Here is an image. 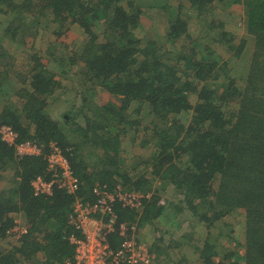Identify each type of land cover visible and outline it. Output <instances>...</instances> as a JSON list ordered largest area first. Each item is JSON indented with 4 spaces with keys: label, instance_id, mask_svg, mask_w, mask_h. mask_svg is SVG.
<instances>
[{
    "label": "trees",
    "instance_id": "trees-1",
    "mask_svg": "<svg viewBox=\"0 0 264 264\" xmlns=\"http://www.w3.org/2000/svg\"><path fill=\"white\" fill-rule=\"evenodd\" d=\"M177 1L181 6L183 0ZM186 1L199 14L214 2L240 5L242 33L219 26L215 34L231 62L205 43L199 51L172 55L166 45L183 36L188 40L190 34L179 10L166 13L172 8L167 1L1 0L0 16L8 20L4 26L0 22V43L39 39V29L52 22L58 24L56 36L64 31L57 28L67 23L77 24L84 37L65 55L66 66L78 67L75 83L82 94V108L71 104L66 114L49 112L47 103L60 87L63 70L48 71L38 53L28 57L21 72L0 61V95H6L0 96V125L16 134L11 145L0 137V181L3 173L11 174L0 187V264H65L73 255L68 237L79 235L68 221L71 206L76 199L93 202L95 185L109 192L152 193L138 210L113 205L118 222L135 225L137 232H130L147 244L151 264H214L224 245L216 243L212 228L236 215L242 217L240 256L226 251L215 264H264V0ZM156 9L166 16L162 37L153 32L135 37L143 14ZM98 22L104 24L103 39L93 29ZM239 66L241 85L233 74ZM10 75L20 83L12 86L11 95ZM96 87L113 100L89 108L86 93ZM142 112L151 118L140 128ZM139 134L138 146L153 149L128 159L122 154L125 145H137ZM25 142L39 153L20 156L16 145ZM54 148L69 161L79 181L77 190L54 188L50 195H34L31 182L43 173ZM155 182L159 185L153 188ZM169 187L177 198L160 202ZM184 212L205 225L207 235L201 241L192 243L193 235L186 231L190 224L183 228L184 244L169 239L168 230H145L162 218L179 229L187 220ZM16 215L26 232L2 247L1 241L14 234ZM178 216L182 219L176 221ZM234 233H226L227 241L236 243ZM122 240L116 233L109 235L114 249ZM185 245L191 246L186 254Z\"/></svg>",
    "mask_w": 264,
    "mask_h": 264
},
{
    "label": "rangeland",
    "instance_id": "rangeland-1",
    "mask_svg": "<svg viewBox=\"0 0 264 264\" xmlns=\"http://www.w3.org/2000/svg\"><path fill=\"white\" fill-rule=\"evenodd\" d=\"M19 1V0H17ZM146 2H149L147 4H151L150 2L154 1H161L159 5L167 1L168 6V12L173 11L176 13L178 10L181 13L182 17L185 18L187 21V26L189 30V36L190 38L186 40V38L183 36L182 38L175 40L173 43H168L166 45V49L169 50V52H172V55H175L179 53L180 51H184L186 54H188L191 50L194 51H199L201 46L205 43L209 45L211 49H213V53L219 55L223 59H228L230 62L233 60H230L231 57L229 56L228 52L226 51L225 47L223 45L219 44V42L215 39V34L216 32L220 29L219 26L223 27L224 31H229V30H235L238 31L236 34H241L243 31V20H242V8L240 5L237 4H231V5H223L219 2H214L211 4L210 8H207V11H204L202 13H197L196 10L192 9L189 7V2L186 0L180 1L181 6H177L176 3L178 2L177 0H145ZM155 3V2H154ZM3 8V4L0 0V9ZM2 11H0L1 13ZM165 12L161 9H156V10H148L146 14H143V20H142V26L140 28L136 29L133 34L135 37H142L143 35L153 32L157 34L160 39L163 35V25L164 21H166V16L164 14ZM7 17L0 16V22L4 23L3 26L5 25V21H7ZM209 20V22L207 21ZM101 22V21H100ZM98 22V24H94L93 29L94 31L99 35L100 39H103V33H102V28L104 27V24ZM208 22V23H206ZM42 25V22H41ZM46 26L43 29H39V31L42 33L41 37L39 39H31L30 37H27V40L24 41L23 44L19 42H12V43H6L4 41H1L2 46H3V51L0 50V61H2L3 66L6 64H13V66L17 67L20 72L23 71L24 69L27 68L28 61L30 55L38 53V55H41V60L44 64H47L48 71L50 70L51 72H57L63 70V77H59L58 80L60 81V87L55 90V92L50 94L48 96V108L49 112L56 113V111H60V113H68L67 110L71 104H76L77 109L82 105V100H81V92L80 88L78 89L75 83V70L78 69L77 66H66L67 64V55L66 54H72V51L74 50L73 44L75 43L76 47L78 46L79 42L83 39L84 34L83 30L77 25V24H67L62 27V28H57L59 30H63V33L60 35H55L54 29L56 28L57 23H50L49 25L45 24ZM3 27L0 25V31ZM3 33L0 32V35ZM235 34V33H234ZM236 35V36H239ZM20 36V35H19ZM239 39L235 37L234 43H236ZM161 41L164 42V39ZM59 42H65L66 46L63 45H58ZM0 43V46H1ZM57 43V44H56ZM53 44H55V47H53ZM4 50L6 51V55L3 54ZM50 53H53V55H50ZM66 55V56H65ZM13 57V61H11V57ZM63 58V62L62 59ZM60 60V61H59ZM229 62V65L232 63ZM9 67V66H8ZM233 74L235 75L237 79V83L240 85L243 84V80L241 78V71H240V66L236 67V70L233 71ZM10 86L7 85L9 92L7 94L11 95L12 91V86H18L20 83L18 81L17 76H12L10 75ZM78 85V84H77ZM85 87V86H84ZM84 91V90H83ZM86 91V89H85ZM5 92V91H4ZM4 92H1V97L3 99L5 98L6 95ZM87 99L89 100L88 107H92V104L97 105V104H103L109 100H113L109 94H107L104 90H102L100 87H96L95 89H88L86 93ZM9 100L7 102L11 103L14 99L13 98H8ZM68 100V102H66ZM68 103V104H66ZM73 107V105H72ZM82 108V107H81ZM145 111V110H144ZM151 116L145 114V112H142L141 114V126L148 123L150 120ZM182 121L184 119L182 118ZM140 134L139 138L137 139V145L126 147L129 143H126L125 149H127L125 152L122 154L130 159L134 155H148L150 151L153 149L151 147H140L138 144H140ZM10 171L3 173V177L5 178L4 180L0 181V187L5 186L6 180L10 179ZM2 177V176H0ZM158 183L153 184V188L158 187ZM174 191L169 187L168 190L167 188L165 189V192L161 194V202H165L167 199H175L177 198L175 194L173 193ZM202 210V209H201ZM16 223H18L19 226H22L23 223L20 222L21 217L19 216H14ZM186 217V213L184 212L183 218ZM187 220L185 222H182L180 225V228H176L177 225L175 222L169 223L168 220H165L162 218L160 223H154L152 226H147L145 229L147 232H150L153 227H158L160 229L168 230L167 232L169 233V239L177 240L179 242H182L183 244L186 243L184 239L181 240V235L184 233V229L186 228L187 225L190 224L189 229L186 230L188 232H191L193 235V241H201L202 238H205L207 235V232L205 231V225L203 222L198 221V219H194L187 215ZM182 219L181 216H178V219L176 221ZM191 220V223H188ZM241 220L242 217L239 215L236 216H228L225 217L224 222L217 224L216 227L212 228V236H217L216 237V243L219 241H222V245H224V249L216 255L214 258V264L215 263H221L222 262V257L221 253H225L226 251H233L238 253V256H240L241 253V246L240 245V240L239 238H242V232H241ZM158 222V221H157ZM178 229V230H177ZM234 229V237L237 239L236 243L227 241L228 233L229 230ZM177 230V231H176ZM204 231V232H203ZM203 232V234L201 233ZM220 232V233H218ZM218 233V235H216ZM225 235V236H224ZM15 236H8L6 240L1 241V246L2 247H8L14 242H16ZM211 236V237H212ZM181 240V241H180ZM221 243V242H220ZM235 244V245H234ZM189 245V244H188ZM221 245V244H219ZM217 247L219 250L220 247ZM237 245V246H236ZM184 248L186 250V253H189L191 251V246ZM181 249L180 250H184ZM227 249V250H226ZM190 256V255H189ZM235 258V257H233ZM233 261V259L231 260ZM225 264H229V262H226Z\"/></svg>",
    "mask_w": 264,
    "mask_h": 264
},
{
    "label": "built area",
    "instance_id": "built-area-1",
    "mask_svg": "<svg viewBox=\"0 0 264 264\" xmlns=\"http://www.w3.org/2000/svg\"><path fill=\"white\" fill-rule=\"evenodd\" d=\"M16 134L8 125H0V137L9 145L14 144ZM20 156L39 153L36 146L25 142L16 145ZM50 175V176H47ZM79 181L73 174L69 161L57 148L46 157L45 170L31 182L34 195H50L54 188L73 193ZM94 201L83 202L78 199L71 206L68 221L79 233L68 237L73 247L72 258L65 264H151V254L147 244L134 238L130 230L136 231L135 225L129 226L117 220L113 205L119 202L122 206L138 210L143 201L151 198V192L123 191L114 192L93 187ZM16 237L26 232V228L18 223L11 229ZM116 233L123 237L120 246L112 248L109 235ZM130 233V234H129ZM18 237V236H17Z\"/></svg>",
    "mask_w": 264,
    "mask_h": 264
},
{
    "label": "crops",
    "instance_id": "crops-1",
    "mask_svg": "<svg viewBox=\"0 0 264 264\" xmlns=\"http://www.w3.org/2000/svg\"><path fill=\"white\" fill-rule=\"evenodd\" d=\"M20 222L23 223V220L21 221V219H20Z\"/></svg>",
    "mask_w": 264,
    "mask_h": 264
},
{
    "label": "clouds",
    "instance_id": "clouds-1",
    "mask_svg": "<svg viewBox=\"0 0 264 264\" xmlns=\"http://www.w3.org/2000/svg\"><path fill=\"white\" fill-rule=\"evenodd\" d=\"M152 196V195H151ZM161 202V201H160Z\"/></svg>",
    "mask_w": 264,
    "mask_h": 264
}]
</instances>
